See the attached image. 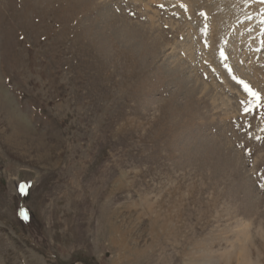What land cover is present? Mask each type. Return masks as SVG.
<instances>
[{
	"label": "rangeland",
	"instance_id": "374dc122",
	"mask_svg": "<svg viewBox=\"0 0 264 264\" xmlns=\"http://www.w3.org/2000/svg\"><path fill=\"white\" fill-rule=\"evenodd\" d=\"M211 1L0 0V264H264V3Z\"/></svg>",
	"mask_w": 264,
	"mask_h": 264
},
{
	"label": "bare ground",
	"instance_id": "6f19581e",
	"mask_svg": "<svg viewBox=\"0 0 264 264\" xmlns=\"http://www.w3.org/2000/svg\"><path fill=\"white\" fill-rule=\"evenodd\" d=\"M193 2V0H191ZM197 2H199V0H197ZM196 2V3H197ZM211 2H215V5L214 4H211V5H214L212 6L210 9L211 11L213 12L212 14L210 15H215V12L218 14V13H221V16H218L217 19L215 18V20H217L216 24H217V30L218 32H216V34L218 33L219 34V29L222 28L226 22H228V13L231 12V14H236L238 13V6H236L238 0H214V1H211ZM195 3V2H194ZM211 17V16H210ZM216 17V15H215ZM233 18V16H232ZM216 29V28H215ZM217 34V35H218ZM221 40V39H220ZM227 62V61H226ZM5 104V103H4ZM7 105V104H6ZM222 105V104H221ZM3 106V105H2ZM6 110V109H5ZM12 112V110H11ZM1 114V112H0ZM14 116V115H13ZM7 118V117H5ZM7 121H9L7 119ZM13 122V121H12ZM11 122V123H12ZM15 123V122H14ZM21 127V126H20ZM23 128V127H22ZM22 130V129H21ZM19 131V130H18ZM27 137V136H26ZM29 137V136H28ZM9 144H12L13 146L16 145V146H21L22 145V141L24 140V138L21 140V136L19 134V132H14V131H11L7 134L6 136V139H5ZM27 140V139H26ZM25 142V141H24ZM35 142V141H34ZM12 146V147H13Z\"/></svg>",
	"mask_w": 264,
	"mask_h": 264
},
{
	"label": "snow or ice",
	"instance_id": "6c2138e0",
	"mask_svg": "<svg viewBox=\"0 0 264 264\" xmlns=\"http://www.w3.org/2000/svg\"><path fill=\"white\" fill-rule=\"evenodd\" d=\"M245 89H246L251 95H253V96H256V95H257L256 93L251 92V89H248L246 85H245ZM253 106L255 107L256 105H253ZM247 111H249V109H248V108H245V112H247ZM20 191H21L22 193L26 192V191H27L26 186L23 185V184L20 185ZM22 215H23V218H24V219H27V218H28L27 213H24V214H22Z\"/></svg>",
	"mask_w": 264,
	"mask_h": 264
}]
</instances>
